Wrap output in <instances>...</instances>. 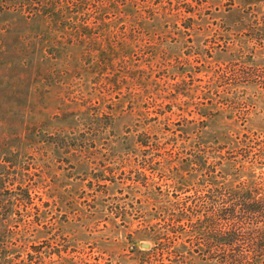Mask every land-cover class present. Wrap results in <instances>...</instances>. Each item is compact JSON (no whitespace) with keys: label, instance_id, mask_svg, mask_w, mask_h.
Instances as JSON below:
<instances>
[{"label":"rangeland","instance_id":"obj_1","mask_svg":"<svg viewBox=\"0 0 264 264\" xmlns=\"http://www.w3.org/2000/svg\"><path fill=\"white\" fill-rule=\"evenodd\" d=\"M182 200L264 264V0H0V264H221Z\"/></svg>","mask_w":264,"mask_h":264},{"label":"trees","instance_id":"obj_2","mask_svg":"<svg viewBox=\"0 0 264 264\" xmlns=\"http://www.w3.org/2000/svg\"><path fill=\"white\" fill-rule=\"evenodd\" d=\"M247 193L248 192L245 194V192H243L242 196L239 197L240 201H243L241 203L243 211L250 213L261 212L263 204L261 203L260 209H257L260 203L249 202L250 200ZM198 203V201H195L189 205L182 200L180 203L174 202L173 206L170 207L172 213L168 224L169 232L173 233L174 236H177L178 239H182L183 241L187 239L189 241V244L192 246L188 247V256L195 254H198L199 256L204 255L208 260H221V264H250L247 263V259L243 257L246 251L243 250L244 247L237 246L236 239L241 236V233H239L238 230H233V227L230 224V218L231 216L234 217L237 210L236 205L226 204L228 207L221 210L223 214L222 218L229 222L227 225L230 228L225 227L224 229H219V223L213 219L210 224H208L211 235L210 239L213 240L210 241V243H204L203 237H201L203 233H201L202 230L199 226L200 217ZM262 247L263 246L259 248L262 249ZM182 248H185V246H182ZM165 254H168V256H176V258L181 256L180 251H167V253H162V255ZM218 257H220V259H218ZM172 262H177L179 264L177 259L172 260ZM183 263L184 262H181V264Z\"/></svg>","mask_w":264,"mask_h":264},{"label":"water","instance_id":"obj_3","mask_svg":"<svg viewBox=\"0 0 264 264\" xmlns=\"http://www.w3.org/2000/svg\"><path fill=\"white\" fill-rule=\"evenodd\" d=\"M144 246H148V245H144Z\"/></svg>","mask_w":264,"mask_h":264}]
</instances>
